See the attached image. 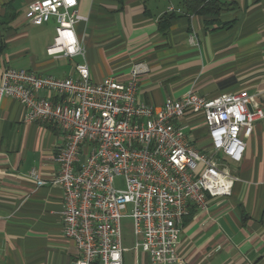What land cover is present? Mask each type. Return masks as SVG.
Wrapping results in <instances>:
<instances>
[{
    "label": "crops",
    "instance_id": "crops-1",
    "mask_svg": "<svg viewBox=\"0 0 264 264\" xmlns=\"http://www.w3.org/2000/svg\"><path fill=\"white\" fill-rule=\"evenodd\" d=\"M33 1L0 0V84L5 66L65 78L86 63L98 82L126 81L143 63L140 102L160 107L190 90L212 98L248 90L264 109V0H216L221 9L212 12L195 9L198 0H78L84 19L75 33L85 54L74 56L48 54L56 21L28 22ZM23 112L20 101L0 99V264H73L78 249L64 236L63 190L52 183L63 134L24 122ZM183 122L190 142L210 149L204 119ZM227 164L238 175L232 194L209 198L205 209L192 205L184 218L187 264H264V118L243 160Z\"/></svg>",
    "mask_w": 264,
    "mask_h": 264
},
{
    "label": "built area",
    "instance_id": "built-area-1",
    "mask_svg": "<svg viewBox=\"0 0 264 264\" xmlns=\"http://www.w3.org/2000/svg\"><path fill=\"white\" fill-rule=\"evenodd\" d=\"M78 0H35L27 10L33 25L56 21L50 55H84L75 25L84 19ZM143 63L120 81L91 78L86 63L76 75L59 78L5 66L0 99L24 107L23 121L56 126L63 142L55 156L52 183L63 190L64 236L78 249L73 264H128L122 221L130 217L136 264H187L181 230L192 205L228 197L238 175L227 164L241 162L246 139L264 109L248 90L207 97L190 90L160 107L138 100ZM199 115L208 127L210 149L193 145L183 119ZM31 176L36 175L32 169ZM124 180V187L115 185ZM44 183V182H41Z\"/></svg>",
    "mask_w": 264,
    "mask_h": 264
},
{
    "label": "rangeland",
    "instance_id": "rangeland-1",
    "mask_svg": "<svg viewBox=\"0 0 264 264\" xmlns=\"http://www.w3.org/2000/svg\"><path fill=\"white\" fill-rule=\"evenodd\" d=\"M115 185L119 188H123L124 180L121 178L117 179ZM122 230H123L124 245L126 248H129V251L126 252V259L128 261V264H136V253L132 250V247L134 244V236H133V229H132V220L130 217L123 219ZM140 259H141L142 264H147V256H146V259H143L141 257Z\"/></svg>",
    "mask_w": 264,
    "mask_h": 264
},
{
    "label": "trees",
    "instance_id": "trees-1",
    "mask_svg": "<svg viewBox=\"0 0 264 264\" xmlns=\"http://www.w3.org/2000/svg\"><path fill=\"white\" fill-rule=\"evenodd\" d=\"M217 2L218 1L216 0H198L194 2V4H197L198 6H200V8H197L195 6L194 8L197 9L199 12H212L217 10L219 11L221 7L217 4Z\"/></svg>",
    "mask_w": 264,
    "mask_h": 264
}]
</instances>
